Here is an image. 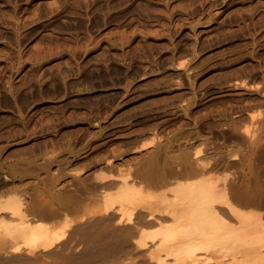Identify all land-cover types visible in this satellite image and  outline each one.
<instances>
[{
    "label": "rangeland",
    "instance_id": "1",
    "mask_svg": "<svg viewBox=\"0 0 264 264\" xmlns=\"http://www.w3.org/2000/svg\"><path fill=\"white\" fill-rule=\"evenodd\" d=\"M262 224L264 0H0V264H264Z\"/></svg>",
    "mask_w": 264,
    "mask_h": 264
},
{
    "label": "bare ground",
    "instance_id": "2",
    "mask_svg": "<svg viewBox=\"0 0 264 264\" xmlns=\"http://www.w3.org/2000/svg\"><path fill=\"white\" fill-rule=\"evenodd\" d=\"M125 182V181H124ZM200 185V184H199ZM200 187V186H199ZM200 189V188H199ZM193 190V189H192ZM210 190V189H209ZM193 191H195V190H193ZM202 192V191H201ZM215 192V191H214ZM205 193V195H206V193H209V192H204ZM135 193L134 192H129V193H126L125 195H124V197H123V200H125V201H128L129 203H132V212H133V210H135L138 206L134 203V202H136V196L134 195ZM200 195V194H199ZM202 195V194H201ZM204 195V196H205ZM209 195V194H208ZM208 197V196H207ZM210 197V196H209ZM214 197V196H213ZM201 198V197H200ZM203 198V197H202ZM205 198V197H204ZM208 199V198H207ZM212 199V198H211ZM205 200V199H204ZM203 200V201H204ZM215 199L213 200L212 199V201L210 200V198H209V200H207V201H205V207H204V210H206V211H216V205H215ZM192 204H193V202H192ZM195 204H196V202H195ZM202 204V203H201ZM142 207V209L145 207H143V206H141ZM110 208L111 207H109V206H107V207H105L104 209H103V214H107L108 213V211L110 210ZM139 208H140V206H139ZM145 209V208H144ZM219 212V211H218ZM154 213H156V214H159V215H161L160 213H165V214H170V213H174V210L173 211H171V210H168V209H156V208H154V209H152L150 212H148V214H147V220L149 219V221L151 220V219H156L157 217H156V214H154ZM201 213V212H200ZM110 215V217H111V215H112V213L111 214H109ZM130 215H131V213H129V217H130ZM187 215V214H186ZM198 215V214H197ZM189 217V216H188ZM196 217V216H195ZM108 218V217H107ZM142 217H140V219H141ZM144 218V217H143ZM181 218V217H180ZM190 218V217H189ZM199 218V217H198ZM111 219V218H110ZM161 219V218H160ZM108 220V219H107ZM141 220H144V221H146L145 219H141ZM137 221V222H142V221ZM180 220V219H179ZM202 220V219H201ZM143 221V222H144ZM143 224V223H142ZM220 224H223V222H219L218 223V225L217 224H215V223H211V224H209L208 226H207V229L209 230V229H212L213 227H215V226H217V227H220ZM140 225V224H139ZM244 226H243V228L242 229H250V228H254V227H256L255 225H254V222H250L249 223V226H248V224H243ZM191 226V225H190ZM163 227V226H162ZM161 227V228H162ZM167 228V227H166ZM161 229V230H163L162 232H161V230H160V233L158 234L159 236H163V237H161V239H159L158 241H156V245L154 246V251H152V253H151V258L153 259L152 261H154L156 264H167V263H165L166 262V260H167V258L169 259H171V261H170V263L171 264H207V262H210L211 260H216L217 259V261H216V263L217 264H221V259H218L217 257L215 258L214 257V255L213 256H211L210 257V254L209 255H200L198 252L199 251H197V250H199V247H196V248H193V247H191V248H186V247H182V246H179V244H178V246L179 247H177V246H175V245H177L176 243H177V241H175V243H174V241L172 240V236L174 237L175 235H177L176 234V229H174V228H167V229ZM194 229V228H193ZM192 229V230H193ZM175 230V231H174ZM32 232H30V233H28V235L25 237V236H20V238L19 237H15V240H19L18 242H16V246H14V248L15 249H18V248H22V247H31V245L34 243V242H36V241H38V240H40V239H42L43 240V243H44V245H47V243H45L46 242V237H47V235L45 234V231L43 230V229H41V228H39L38 230L37 229H33V230H31ZM165 231V232H164ZM194 231H196V230H194ZM195 234V233H194ZM258 234H259V237L260 238H257L256 240L255 239H251V240H249L248 242H247V244H245V246H242L243 247V249L241 250V253L243 254V255H247V256H249V255H257V254H260L262 251H264V250H262L261 248L262 247H264V243H262V242H264V224H262V225H260V228L258 229ZM198 236V235H197ZM195 237H196V235H195ZM249 237H251V236H249ZM155 239V235L154 236H152V239ZM198 238V237H197ZM251 238H253V236L251 237ZM151 239V240H152ZM178 239V238H177ZM167 240H169V241H167ZM194 241V240H193ZM260 241V242H259ZM172 242V243H171ZM188 244V243H187ZM184 246V245H183ZM208 249V248H207ZM209 249H210V247H209ZM178 252V253H177ZM262 253H264V252H262ZM238 254V253H237ZM216 255V254H215ZM227 255V254H226ZM235 255V254H234ZM209 256V257H208ZM222 256H224V255H222ZM236 256V255H235ZM242 256V255H241ZM234 257V256H233ZM212 258H214V259H212ZM223 260V259H222ZM153 262V263H154ZM212 262V261H211ZM210 262V263H211Z\"/></svg>",
    "mask_w": 264,
    "mask_h": 264
}]
</instances>
